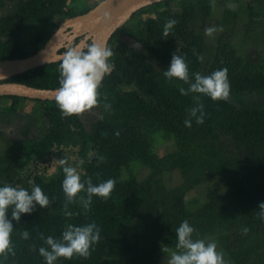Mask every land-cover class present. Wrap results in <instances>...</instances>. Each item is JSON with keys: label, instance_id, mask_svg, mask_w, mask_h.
<instances>
[{"label": "rangeland", "instance_id": "rangeland-1", "mask_svg": "<svg viewBox=\"0 0 264 264\" xmlns=\"http://www.w3.org/2000/svg\"><path fill=\"white\" fill-rule=\"evenodd\" d=\"M99 1L0 0V42L12 41L31 54L39 46L40 33L50 37L72 13ZM148 18L161 30L169 18L177 21L170 46L163 45L160 51L148 48L145 43L151 35L144 28ZM110 42L122 43L134 54L136 74L120 81L110 94L99 92L100 102L91 109L68 116L59 109L62 123L75 135L70 141L54 137L49 123L40 117V101L19 99L13 113L11 99L0 96V184L30 190L31 179L52 190L64 178L59 160L78 165L81 177L93 174L96 182L113 178L110 195L93 194L87 209L79 201L87 193L78 192L68 204L74 213L70 217L64 215L61 185L54 194L55 222L50 224V234L55 238H60L68 223L94 221L99 226V239L87 256L94 261L89 264L121 261L125 258L117 255L119 251L138 254L156 242L161 246L157 263L167 264L170 253L177 250L175 229L185 219L195 229L194 238L216 241L226 264H264V219L258 207L264 201V82L258 76L264 73V5L248 0H167L138 10ZM232 48L251 80L229 81L228 97L217 99L216 104L203 93H181L179 89H187L188 84L163 75L174 51L185 57L194 79L195 60L208 74L226 68L222 60ZM198 103L204 106L203 123L190 117ZM230 109L232 115H228ZM247 110L251 112L241 116ZM186 118L192 119L190 127L184 124ZM197 130L191 142L182 137ZM117 131L126 133L122 144L104 139ZM107 151L115 155L101 164ZM210 169L213 176L207 178ZM178 193L187 209L183 217L172 215L170 209ZM213 199H218L219 219L208 225L205 202ZM36 220L23 213L19 221H12L13 250L0 255V264H15L26 252L35 253L32 228ZM25 229L32 237H22ZM111 241L116 244L114 250Z\"/></svg>", "mask_w": 264, "mask_h": 264}, {"label": "clouds", "instance_id": "clouds-1", "mask_svg": "<svg viewBox=\"0 0 264 264\" xmlns=\"http://www.w3.org/2000/svg\"><path fill=\"white\" fill-rule=\"evenodd\" d=\"M177 23L174 18H169L163 26V37H168L169 32ZM207 31L211 32L212 29ZM113 51L105 44L92 42L68 47L59 57V86L55 89V103L62 115L79 114L99 104L98 88L114 65L109 58ZM198 59H203L198 56ZM163 75L172 79L179 78L188 84V88L181 87L179 91L197 92L207 95L213 100L227 98L230 93V82L227 76V68H218L208 74L196 72L194 79L189 75L188 62L185 57L174 51L170 62ZM199 100V97H195ZM109 107V105H105ZM203 104H197L190 110V117H194L197 123H203ZM192 119L186 118L184 124L191 126ZM63 166L64 178L61 188L65 194L64 215L72 216L74 213L68 210V204L77 199V193L84 190L87 195L79 197L82 206L91 207L93 194L107 198L115 186V180L108 178L98 183H93L92 178L81 179L78 165L68 164L66 160H59ZM31 189L13 184H0V255L12 252L11 233L13 220L19 221L21 214L31 213L37 205L47 207L49 197L42 188L28 180ZM259 215L264 219V201L258 205ZM10 213V216H9ZM195 229L187 219L181 221L175 229L177 243L176 251L168 256L167 264H226L224 254L218 250L215 240L194 238ZM244 232L248 229L244 228ZM23 238L29 237L27 229L21 233ZM100 236L99 226L94 222L81 225L68 223L60 238L51 235L44 237V244L38 251L43 256L46 264H55L59 257L71 258L74 254L87 257L90 249Z\"/></svg>", "mask_w": 264, "mask_h": 264}, {"label": "trees", "instance_id": "trees-1", "mask_svg": "<svg viewBox=\"0 0 264 264\" xmlns=\"http://www.w3.org/2000/svg\"><path fill=\"white\" fill-rule=\"evenodd\" d=\"M165 1H167V0H165ZM165 1H162V2H165ZM184 1L201 2V1H206V0H184ZM248 1L249 2L258 1L260 4L264 5V0H248ZM94 5H92L91 7H93ZM91 7L87 8L83 11H80V12L72 13L71 16H75L77 14L83 13V12L87 11L88 9H90ZM249 7L251 8L250 13L254 14V12H255L253 10L254 7L250 3H249ZM57 9L61 10L59 7H57L56 10ZM148 20H149V18H148ZM80 26H81L80 23L73 25L69 28L68 31H70V33H73V31L79 29ZM57 28H55L53 31L55 32V30ZM144 28L148 29L149 33L151 35L150 39H147L146 43H145L149 49H151L153 51H160V50H163L164 48L162 49L159 47H161L163 45H166V46L171 45L170 44L172 41V32L171 31L169 32L168 37H163V30L155 28L151 24L150 20L148 21V24ZM173 28L176 29L175 26H173ZM173 28L171 30H173ZM116 32L113 34V36L116 34ZM47 35L40 33L37 36V40H38V44H39L37 49L43 47L46 44V42L50 38ZM85 36H86L85 34H78V35L73 36V39L71 41H67L64 43V46L62 47V49L60 51L65 52L68 47H72V46H76V45L80 44ZM113 36H112V38H113ZM141 38L143 39L144 37H141ZM150 40L151 41L154 40V42L151 43ZM110 41H111V39H110ZM110 41L108 43V47H110L112 49L113 55L109 58V60L114 65V67L112 68V70L107 75L104 76V78H103V80H102V82L98 88V92H103L105 94L112 93L114 91L115 87L118 86V83L120 81H122L123 79L128 78L129 76H134L136 74L135 71L137 69L136 60L134 59L135 58L134 54L129 53L130 52L129 49H127V48L125 49V47L122 43L111 44ZM92 42H94L93 36L91 38H89L85 44L92 43ZM0 43H1V46H0V63L2 62V60L6 59V58L24 57V56L29 55V54H26L22 50V48L19 46V44H17V43H13L12 41H9L6 43L5 42H0ZM37 49H35L33 52H35ZM228 52L230 55L227 56L228 54H225L222 62L226 65L225 67L227 68V76H228L229 81L234 80L236 82V84H238V82L242 83L244 80H247V81H248V79L251 80V78H249L250 77L249 76V70L246 68H243L241 66L239 67V57L236 56V53L233 50V48L230 49ZM231 59L234 61H230ZM194 63L196 66H193L191 68L192 73L194 74L196 72H200L203 74V68H201L200 63L197 62V60H195ZM59 64H60V60H57V61L45 64V65H42V66L35 68L33 70L24 72L22 74L15 75V76L9 78L8 81H19V82H23V83L33 85V86H37V87L55 88V87L59 86V83H58ZM258 76H260L262 78L261 81L264 82V73L258 74ZM5 97L11 99V106L9 109L10 112H14L17 109V103H18L19 99H23V97H19V96H5ZM32 100L40 101L42 103L41 116L40 117L43 121H47V123H49V128H51L52 133L54 134L55 138H60L62 140L70 141L75 137L70 126L66 123H62V121L59 117L60 110L55 103V99L54 100H43V101L37 100V99H32ZM213 104H216V100H215V103H213ZM158 111H159V109L155 110V108H154V112H158ZM250 112L251 111L247 110L246 112H243L244 114L241 113V116L245 117ZM232 113H233V111L230 109L228 111V115H232ZM198 131L199 130L195 131L190 136L187 135V137H186L184 135L182 137L183 138L189 137L190 140H188V141L191 142L196 137L195 135H197ZM125 138H126V133L117 131L114 134H112V133L109 134L104 139H107V140L109 139L111 141H115L114 144H116V146H117V145L122 144L123 140ZM210 150H212V147L210 148ZM105 155H107V156H103V159L99 160V162L101 164L104 161H109L111 159V157H113V155H115V154L107 151L105 153ZM101 175H105V172H103ZM205 176L207 178L212 177L213 176V170H211V169L208 170V172L205 174ZM88 177L93 178L94 176H93V174H88V175L82 176L81 179L86 180ZM93 183H98V182L93 181ZM38 185L42 188V190L44 192H46V194L49 197L50 202H49L47 207L41 208L39 205H37L36 208L31 213H27L30 218L33 217V215H34L35 218L37 219L35 221V223H33L35 225L32 228V231H33L32 236H35V239L33 240L35 253L34 252L33 253L26 252L25 257L24 258L22 257L15 264H46L45 259L39 253L38 249L41 246L47 247V245L44 244V237L51 235L50 233L53 230L50 227V224H53L55 222V217L52 214L53 206H55V203H53V199L55 198L54 194L57 192V190H59L61 183L56 182L55 183L56 188H54L52 190L48 188L47 184L44 185V184H40V182H38ZM96 197L101 198V196H96ZM100 201H99V203H101ZM99 203H98V205H100ZM170 209H171L172 215L183 217L184 215L187 214V209H186L184 198H183L182 194L178 193V194H175L173 196L172 203L170 205ZM205 210L207 213V218H206L205 223L206 224L217 223V221H218L217 219H219L218 217H219V211H220V208L218 206V199H213V200H209V201L205 202ZM25 214L26 213H24V215ZM36 225L40 226V227L38 226L39 230L37 229ZM195 226H199V224L196 223ZM52 234H53V232H52ZM32 236H31V234H29V237H32ZM51 236H53V235H51ZM109 245L112 247V250L116 249V244H114L112 241L110 242ZM104 246L105 245L103 243L100 245V247L102 249ZM160 247H161L160 243L156 242L153 247L147 248V249L143 250V252L138 253V254L129 253L128 250L126 252H125V250L122 252L116 251V252H118V254H117L118 256L123 255V257L125 259L120 261L119 259L117 260V258H115L113 261H111V260H102V261L98 260V261H99V264H158L157 260H156V255L160 251ZM26 250H28V249H26ZM116 252H113V253H116ZM36 254H40V256H38ZM85 259H86V257H84V256L74 254L71 258L59 257L57 259L58 262H56L55 264H89L88 261H94L93 259H91L89 257H87V259H86L87 261Z\"/></svg>", "mask_w": 264, "mask_h": 264}, {"label": "water", "instance_id": "water-1", "mask_svg": "<svg viewBox=\"0 0 264 264\" xmlns=\"http://www.w3.org/2000/svg\"><path fill=\"white\" fill-rule=\"evenodd\" d=\"M165 0H100L87 11L65 19L50 36L46 44L35 52L15 58H6L0 63V96H19L28 99L54 100L55 88L37 87L9 78L33 70L42 65L60 60V50L73 36L85 34L80 44L94 37V41L108 46L113 34L138 10ZM80 28L70 33L76 24ZM66 34V35H65ZM78 44V45H80Z\"/></svg>", "mask_w": 264, "mask_h": 264}, {"label": "crops", "instance_id": "crops-1", "mask_svg": "<svg viewBox=\"0 0 264 264\" xmlns=\"http://www.w3.org/2000/svg\"><path fill=\"white\" fill-rule=\"evenodd\" d=\"M23 99H25V98H23ZM15 112H17V111H15ZM15 112H13V113H15Z\"/></svg>", "mask_w": 264, "mask_h": 264}]
</instances>
